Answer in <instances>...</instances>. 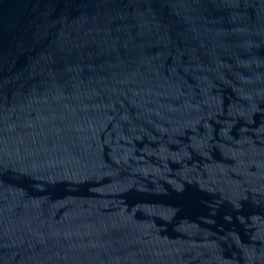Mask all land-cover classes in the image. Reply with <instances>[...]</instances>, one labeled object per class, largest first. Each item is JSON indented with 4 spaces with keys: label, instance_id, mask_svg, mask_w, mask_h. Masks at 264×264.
Masks as SVG:
<instances>
[{
    "label": "water",
    "instance_id": "95a60500",
    "mask_svg": "<svg viewBox=\"0 0 264 264\" xmlns=\"http://www.w3.org/2000/svg\"><path fill=\"white\" fill-rule=\"evenodd\" d=\"M0 264H264V0H0Z\"/></svg>",
    "mask_w": 264,
    "mask_h": 264
}]
</instances>
